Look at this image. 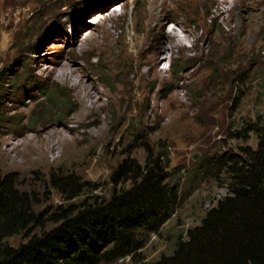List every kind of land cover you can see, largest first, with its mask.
<instances>
[{
	"label": "rangeland",
	"instance_id": "rangeland-1",
	"mask_svg": "<svg viewBox=\"0 0 264 264\" xmlns=\"http://www.w3.org/2000/svg\"><path fill=\"white\" fill-rule=\"evenodd\" d=\"M230 6L0 0L1 173L15 171L19 189L41 210L62 201L50 172L94 183L85 195L109 196L124 158L143 164L148 151L165 152L175 208L155 232L142 234L138 258L171 253L174 239L228 193L226 168L214 160L254 147L253 132L245 140L237 133L264 124V0H235L226 12ZM172 28L182 40L169 48ZM49 87L57 98L48 97Z\"/></svg>",
	"mask_w": 264,
	"mask_h": 264
},
{
	"label": "trees",
	"instance_id": "trees-1",
	"mask_svg": "<svg viewBox=\"0 0 264 264\" xmlns=\"http://www.w3.org/2000/svg\"><path fill=\"white\" fill-rule=\"evenodd\" d=\"M4 78L0 67V82ZM47 94L55 99L59 90L49 87ZM251 132L254 147L214 160L226 168L227 195L174 239L171 253L150 261L138 258L142 234L170 217L178 194L165 152L148 151L143 164L124 158L110 176L109 196L85 195L97 186L72 173L50 172L48 184L62 201L41 210L32 193L19 189L15 171L0 170V264H100L127 257L138 264H264V124H249L237 136L245 140ZM18 234L24 240L10 244L8 238Z\"/></svg>",
	"mask_w": 264,
	"mask_h": 264
},
{
	"label": "bare ground",
	"instance_id": "bare-ground-1",
	"mask_svg": "<svg viewBox=\"0 0 264 264\" xmlns=\"http://www.w3.org/2000/svg\"><path fill=\"white\" fill-rule=\"evenodd\" d=\"M216 4H223L228 2L229 0H213ZM230 4L231 6L226 8V12H233L234 11V5H235V0H230ZM217 8V7H216ZM99 19H95L93 20L94 23H96ZM88 34V33H87ZM86 34V35H87ZM167 36V42H168V47L171 48L174 45H179L181 43V37H179V35L176 32L175 28H172L169 33L166 35ZM167 46V44L165 45V47ZM89 95V94H88ZM90 96V95H89ZM91 97V96H90Z\"/></svg>",
	"mask_w": 264,
	"mask_h": 264
},
{
	"label": "water",
	"instance_id": "water-1",
	"mask_svg": "<svg viewBox=\"0 0 264 264\" xmlns=\"http://www.w3.org/2000/svg\"><path fill=\"white\" fill-rule=\"evenodd\" d=\"M197 157H198L197 154H194V155H193V158H194V159H196Z\"/></svg>",
	"mask_w": 264,
	"mask_h": 264
}]
</instances>
